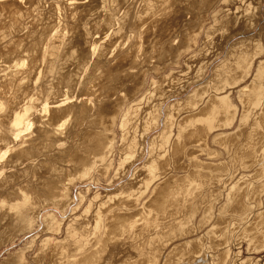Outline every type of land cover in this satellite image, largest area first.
Returning <instances> with one entry per match:
<instances>
[{
	"label": "bare ground",
	"instance_id": "6f19581e",
	"mask_svg": "<svg viewBox=\"0 0 264 264\" xmlns=\"http://www.w3.org/2000/svg\"><path fill=\"white\" fill-rule=\"evenodd\" d=\"M199 1L0 0V248L36 233L0 264H159L177 240L185 241L168 252L170 262L164 256L166 264H211L222 240L213 238L231 232L219 226L246 219L235 211L264 194V184L236 187L241 171L264 177V154L258 165L256 153L264 128L263 29L251 39L255 47L234 43L212 64L261 20L263 0ZM195 2L206 11L228 8L212 16L201 52L179 66L205 28L201 18L181 33ZM220 99L232 110L227 120ZM239 104L238 125L249 130L233 149L224 131ZM210 140L225 145L228 157L239 154L240 171L233 163L229 175L220 174L226 168L216 150L207 151ZM100 177L107 192L94 193L79 213L86 195L75 194L77 185ZM227 209L238 218L226 217Z\"/></svg>",
	"mask_w": 264,
	"mask_h": 264
},
{
	"label": "rangeland",
	"instance_id": "374dc122",
	"mask_svg": "<svg viewBox=\"0 0 264 264\" xmlns=\"http://www.w3.org/2000/svg\"><path fill=\"white\" fill-rule=\"evenodd\" d=\"M250 3H249V2ZM255 1H257V0H255ZM254 0H246V2L245 1H243V3L245 2V3H247V5L249 4H253L254 2H255ZM259 1V0H258ZM258 1L256 2V4L258 3ZM199 2H201V0L199 1ZM203 2H204V0H203ZM216 2V1H215ZM253 2V3H252ZM243 3H238V4H243ZM195 4L196 5H198L197 7H195V12H197V13H195L194 11H192L191 13H194V14H188V16L186 15L184 18L186 19V21L185 22H188L189 24V26H187V25H185V27H184V29H183V31H181V33L182 32H187L188 33V31L190 30V28H192L193 26H195V25H198V24H200L199 22H201V18L202 19H204V22H203V24L205 25H203L205 28L204 29H202V32L200 33V36L196 39V43H195V45H194V49H192V50H190L189 52H187L186 54H183L182 55V59L181 58H178L179 60V62H180V65L179 66H182V63H183V61L186 59V58H188V57H190L192 54H196V53H200L201 52V48L203 47V41H204V38H205V30L208 28V27H210L211 26V23L210 24H208L209 22H211V20L213 19V17L212 16H214V14L218 11V10H220L221 8H223V9H225V10H227V8H228V6H224L223 4H218V5H215L216 6V8H215V6H214V8H211V10H207V11H209V12H207L206 11V9H205V7L203 6V5H205V4H202V3H196L195 2ZM235 5H237V4H235ZM235 5H233V6H229L230 8H229V11L230 10H235ZM245 5V7L247 6L246 4H244ZM264 0H263V3H262V5H261V7H260V9H261V20H258V21H256V23L254 24V27H252V29L249 31V32H247L246 34L247 35H245V34H241L240 36L239 35H236V36H234L233 38H232V40H230L229 41V45H227V48H226V50H225V52L223 53V54H220L218 57H216L214 60H213V64L212 65H215L217 62H220L221 60H223L224 59V55L226 54V51H228V49H229V47L231 46V45H233L234 43H237V42H245V43H247V44H245V46H244V43H242L243 45L242 46H240L238 49H240V50H245V49H247V45H248V48H249V45H250V41H251V44L252 45H250V47L251 46H253V47H255L254 46V44L256 45V41L254 42V40H251V39H254L253 38V36H255V35H258L257 33H258V31L260 32L261 31V29H263L262 31H261V33H259V34H263L264 35V33H262L263 31H264V28H262V26L264 27ZM253 6V5H252ZM202 7H203V9H202ZM232 7V8H231ZM234 8V9H233ZM214 9V10H213ZM247 9H250L249 7H247ZM198 11H201V12H199L198 13ZM204 11V12H203ZM249 12L247 11L246 12V14H245V16H243V17H241L242 19H243V21L244 22H246V21H248L249 20V18L251 17V14L249 13ZM197 14V15H196ZM191 15V16H190ZM239 15V14H238ZM198 16V17H197ZM192 17H194V19L192 18ZM200 17V18H199ZM212 17V18H211ZM188 18V19H187ZM192 18V19H191ZM198 19H199V21H198ZM205 19H207V20H205ZM242 19H240V24L242 25V23H241V21H242ZM189 20H191V21H189ZM196 20V21H195ZM195 21V22H194ZM242 21V22H243ZM207 22V23H206ZM213 22V21H212ZM191 23V24H190ZM195 23V24H194ZM198 23V24H197ZM208 26H207V25ZM244 24V23H243ZM259 24V25H258ZM183 28V27H182ZM188 28V29H187ZM256 29V30H255ZM188 30V31H187ZM255 30V31H254ZM180 33V34H181ZM254 33V34H253ZM179 34V35H180ZM186 34V33H185ZM202 34V35H201ZM253 34V35H252ZM181 35H183V34H181ZM252 37V38H251ZM240 39V40H239ZM244 39H246V40H244ZM248 39V40H247ZM201 40V41H200ZM203 40V41H202ZM249 43V44H248ZM254 43V44H253ZM202 45V46H201ZM156 46H158V45H156ZM160 47V45L157 47V48H159ZM243 47V48H242ZM207 48V47H206ZM242 48V49H241ZM199 49H200V52H198L199 51ZM197 50V51H196ZM194 54V55H195ZM166 59H167V57H166ZM168 59H170V58H168ZM205 59V58H204ZM216 60V61H215ZM260 59L259 58H257V59H255V64H254V67H253V71H252V75H255L257 72H256V70H258V68L257 67H259L260 66V63H258V62H260L259 61ZM261 60L262 61H264V55L262 56V58H261ZM259 65V66H258ZM175 69V67H169L168 69L170 70V69ZM210 73V70L207 72V75ZM196 87V84H194V86H192L191 88L192 89H194ZM65 90V89H64ZM66 91V90H65ZM235 99H237V95L235 96ZM176 101V100H175ZM172 102H174V100H169L168 101V103H172ZM219 102H221L220 103V107L222 108V110L224 111V113H223V116H222V118L225 120H227V119H229L230 118V114H231V112H232V110H230L231 108L230 107H228L224 102H222L221 101V99H220V101ZM236 105V104H235ZM224 108H226L225 110H224ZM242 107H241V105L239 104V113H238V116H237V120L234 122L235 124L230 128V129H226L224 132H225V136H228V138H229V143L231 144V146L233 145V146H239L238 148H240L241 146L243 147V142L245 143V138H247L246 136H247V131L249 130V129H246L244 126L242 127V129H240V123L243 121V118L244 117H242V116H244V113H243V111H241L242 109H241ZM243 115H242V114ZM240 114L242 115L241 117H240ZM228 115V116H227ZM252 118V117H251ZM257 118H260V116H258ZM239 119H242V121L241 122H239L240 120ZM248 120H250V121H254L253 123H254V125H256L255 124V120H254V118L253 119H248ZM238 123H239V125H238ZM262 124H264V121H263V123ZM239 126V127H238ZM255 127H259V125L257 126H255ZM233 129V130H232ZM240 129V130H239ZM246 129V130H245ZM258 130H264V128L263 127H261V128H259ZM239 131V132H238ZM261 131V132H262ZM156 132V131H155ZM154 132V133H155ZM260 132V134L258 133L257 135V140H258V143L256 142V149L258 150V149H261V150H258V151H256V153H257V158H258V165L260 164V162L262 161V157L264 156H260L261 154L260 153H262V154H264L263 153V146H264V142H261V140L263 141L264 140V131L261 133ZM153 133V134H154ZM230 133H232V135L230 136ZM245 133V134H244ZM152 134V135H153ZM243 135V136H242ZM263 137H262V136ZM224 136V137H225ZM230 136V137H229ZM261 136V137H260ZM260 137V138H259ZM259 138V139H258ZM261 139V140H260ZM256 140V141H257ZM211 141V140H210ZM209 141V145H207V151H210V152H212V150L213 151H215L217 154V156L218 157H216V159L215 160H217V163H219V162H222V163H224V168H226V169H224L223 168V166L220 168V170H223V171H221V175L223 174L224 176H226L227 174L229 175L232 171H233V169L232 168H230L231 167V165H234L233 163H235V165H234V167L237 165L238 166V162H237V160L235 159L239 154H237V156H236V154H234V156L232 155H230V157H228L229 155L227 154L226 155V151L223 149V147L225 146H222L221 145V147L222 148H220V146L218 147L217 145H214V144H212V141L210 142ZM261 145H260V144ZM241 145V146H240ZM261 147H259V146ZM228 146V145H227ZM232 146V148L234 149V147ZM218 147V148H217ZM209 149V150H208ZM222 151H221V150ZM259 151H262V152H259ZM258 152H259V154H258ZM220 153V154H219ZM219 154V155H218ZM220 156V157H219ZM222 157V158H221ZM218 158V159H217ZM204 159H206L205 157H203V160ZM232 159V160H231ZM233 159H235L234 161H233ZM261 159V160H260ZM260 160V161H259ZM204 161H206V160H204ZM227 161H229V163L227 162ZM232 161V162H231ZM232 164H231V163ZM263 163H264V157H263V161H262ZM261 162V163H262ZM141 162H139L138 164H136L135 166H138L139 164H140ZM237 163V164H236ZM225 164H226V166H225ZM228 164H230V165H228ZM116 164H114L113 165V167H114V169H116V166H115ZM237 166L235 167V168H237ZM239 168V169H238ZM238 170L240 171V167L238 166ZM257 168V167H256ZM259 169L261 168V166L260 167H258ZM257 168V169H258ZM220 170H219V172H220ZM235 170V169H234ZM254 171V172H253ZM252 171V173L253 174H247L248 172L247 171H241V173H243L244 172V174L243 175H245V176H243V177H239V179L241 180V182H240V180L238 179V178H236V180H239L238 182H240V183H237V188H238V186L240 187V188H242V189H247V188H257V186L258 185H262V184H264V177L262 178L260 175H257L256 174V172L258 171V170H253ZM228 172V173H227ZM258 173V172H257ZM255 174H256V176H255ZM247 176V177H246ZM252 176V177H251ZM254 176V177H253ZM251 178H254V179H251ZM246 179V180H245ZM99 180H101V182H99V184H96V185H91V184H88L87 182H85V183H83V185H81L80 186V184L79 185H77V187H76V189H75V194L77 195L79 192H81V191H83V192H85V195H86V200L80 205V207H79V210H80V212L79 213H82L83 211H84V208L86 207V206H88V204H89V200H92L93 199V197H94V193H97V194H101V195H104L106 192H107V190H108V187H107V185H105V180L102 178L101 179V177L99 178ZM102 180H103V182L104 183H102ZM235 180V179H234ZM235 180V181H236ZM243 181V182H242ZM246 182V184L245 185H243L242 183H245ZM87 184V185H86ZM101 184V185H100ZM248 184H250V185H248ZM258 184V185H257ZM86 185V186H85ZM89 185H91V186H89ZM241 185V186H240ZM93 186V187H92ZM250 186V187H249ZM88 187H90V192H88ZM105 188H107V189H105ZM113 189H116V186H113ZM87 191V192H86ZM257 191H259V189L257 190ZM261 195H263L262 197H260L259 199H258V202L256 201V204H255V202H254V204H251V208L250 209H248V210H246V211H239L238 210V212L236 213V211H235V214H236V216H238L239 214H241V213H243V212H245V213H243V216L242 217H246V219L245 220H243V222L241 223V222H236V223H233V222H230L229 221V224L228 225H225L224 224V226H226V228H224L222 225L221 226H219V231H225V229L226 230H228L229 229V231H231V232H229V234H227L228 232H225L224 234H225V236H224V234H223V237L221 238V236L222 235H219V236H217V237H215L213 234H211V235H209V237H212L213 238V236L216 238V239H214L213 238V240H217V238L218 239H222V240H218V243H220L219 244V246L220 247H218L217 249H219V251L215 248V246L214 247H212V250H213V254H214V259H213V262L211 263V264H225V261L227 260V262H226V264L227 263H230V264H264V234H260V233H258V232H262L263 230H264V225H263V221L264 220H260L259 222H258V217H259V219H260V217L262 218V219H264V194H261ZM92 196V197H91ZM88 199V200H87ZM260 200V201H259ZM253 203V202H252ZM76 204H78V201H76ZM261 204V205H260ZM258 205V206H257ZM75 206V205H74ZM73 206V207H74ZM72 207V208H73ZM219 207V204H217L216 205V210H215V212H217V208ZM230 209H232V208H230ZM230 209H227V212H226V215H231V217H229V216H226V217H228V218H234V217H236V216H234L235 214L232 212V211H230ZM54 211V210H53ZM70 211V210H69ZM231 213H230V212ZM250 211V212H249ZM52 212V211H51ZM240 212V213H239ZM254 212V213H253ZM261 212V213H260ZM69 214H67V216H70V212H68ZM239 213V214H238ZM58 214V213H57ZM234 214V215H233ZM238 214V215H237ZM58 216H59V218L60 219H62L63 217L65 218V216L66 215H60V214H58ZM250 216V217H249ZM249 217V218H248ZM236 218H238V217H236ZM254 220H253V219ZM248 219H251V221L249 222L248 221ZM257 219V220H256ZM197 223V222H196ZM254 223H256L255 224V226H254ZM227 224V223H226ZM231 224V225H230ZM235 224V225H234ZM249 224V225H248ZM239 225V226H238ZM253 225V226H252ZM262 225V226H261ZM249 226V227H248ZM206 227V226H205ZM232 227V228H231ZM244 227H246V228H244ZM256 227V228H255ZM262 227H263V229H262ZM207 228H211L210 227V225L207 227ZM238 228V229H237ZM41 228H38V229H36V231H39ZM224 229V230H223ZM247 229H249V230H247ZM253 229V230H252ZM206 228H204V229H202L198 234H197V237L196 238H200L201 239V241L204 239L203 237H205V234H204V232H206ZM234 230V231H233ZM236 230V231H235ZM251 230V231H250ZM35 231V232H36ZM250 233H249V232ZM213 231H211V233H212ZM252 232V233H251ZM223 233V232H222ZM221 233V234H222ZM230 233H231V235H230ZM239 233V234H238ZM247 233V234H246ZM36 233H33L32 235H35ZM32 235H29V236H20L17 240H14V242H13V244H8V245H6V246H2L1 248H0V263L1 262H4L7 258H8V256L9 255H12L13 253H16L17 251H19L21 248H23L25 245H26V243H28V240L31 238V236ZM236 235H238V236H236ZM201 236V237H200ZM226 237V238H225ZM230 238V239H228L227 240V238ZM236 238V239H235ZM121 240V239H120ZM190 240V239H189ZM205 240V239H204ZM203 240V241H204ZM227 240V241H226ZM230 240V241H229ZM235 240V241H234ZM183 241H185V240H177V241H174V243H172L171 245H169V246H167L166 248H165V250L163 251V254H162V256H161V259H159V264H164L165 262L167 263V259H168V261L170 262V260L169 259H171V256L169 257L168 256V252L169 251H171V249L175 246V245H177V244H180V243H182ZM223 241H225L224 243H226V244H224L223 246H221L222 244H223ZM249 241V242H248ZM228 242V243H227ZM232 242V243H231ZM234 244H235V246H234ZM214 248H215V250H214ZM222 248V249H221ZM223 248H224V251H225V249H227V251H228V253H229V255H231V256H229L230 258L229 259H226L225 257H223L222 258V254H224V253H222V252H224L223 251ZM215 253H216V255H215ZM217 253H219V254H217ZM237 254V255H236ZM30 255H33V254H30ZM170 255V254H169ZM164 256H166V257H168L167 259H166V257H164ZM216 256V257H215ZM219 256V257H218ZM164 257V258H163ZM219 258V259H218ZM226 260H225V259ZM237 258V259H236ZM163 259V260H162ZM222 259H224V262H221L222 261ZM166 260V261H165ZM221 260V261H220ZM228 260H230L229 262H228ZM165 261V262H164ZM235 261V262H234ZM221 262V263H220ZM165 263V264H166ZM169 264V263H168Z\"/></svg>",
	"mask_w": 264,
	"mask_h": 264
}]
</instances>
